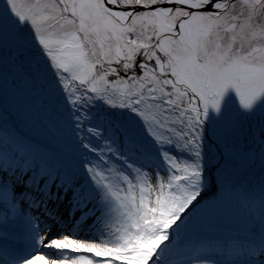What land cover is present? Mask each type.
Wrapping results in <instances>:
<instances>
[{
	"label": "snow or ice",
	"instance_id": "1",
	"mask_svg": "<svg viewBox=\"0 0 264 264\" xmlns=\"http://www.w3.org/2000/svg\"><path fill=\"white\" fill-rule=\"evenodd\" d=\"M0 264H264V0H0Z\"/></svg>",
	"mask_w": 264,
	"mask_h": 264
},
{
	"label": "rangeland",
	"instance_id": "2",
	"mask_svg": "<svg viewBox=\"0 0 264 264\" xmlns=\"http://www.w3.org/2000/svg\"><path fill=\"white\" fill-rule=\"evenodd\" d=\"M24 132H26V133H28V134H31L28 130H27V131L24 130ZM234 220H235V217H233L232 220H226V221L224 222V223H225V226H227L228 224L234 222Z\"/></svg>",
	"mask_w": 264,
	"mask_h": 264
},
{
	"label": "trees",
	"instance_id": "3",
	"mask_svg": "<svg viewBox=\"0 0 264 264\" xmlns=\"http://www.w3.org/2000/svg\"><path fill=\"white\" fill-rule=\"evenodd\" d=\"M20 127H21V129H22L23 131H24V130H25V131L28 130V129H27L26 127H24V125H22V124L20 125ZM28 131H29V130H28Z\"/></svg>",
	"mask_w": 264,
	"mask_h": 264
}]
</instances>
